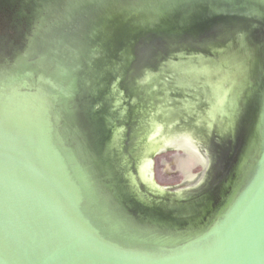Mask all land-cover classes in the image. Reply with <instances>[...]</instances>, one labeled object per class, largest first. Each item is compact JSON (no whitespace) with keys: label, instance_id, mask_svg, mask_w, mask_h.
<instances>
[{"label":"water","instance_id":"95a60500","mask_svg":"<svg viewBox=\"0 0 264 264\" xmlns=\"http://www.w3.org/2000/svg\"><path fill=\"white\" fill-rule=\"evenodd\" d=\"M0 264H264V0H0Z\"/></svg>","mask_w":264,"mask_h":264}]
</instances>
